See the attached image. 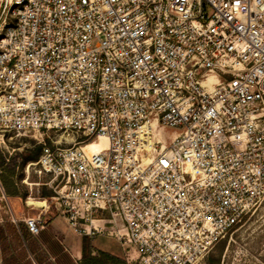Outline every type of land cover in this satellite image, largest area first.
<instances>
[{
  "label": "built area",
  "instance_id": "built-area-1",
  "mask_svg": "<svg viewBox=\"0 0 264 264\" xmlns=\"http://www.w3.org/2000/svg\"><path fill=\"white\" fill-rule=\"evenodd\" d=\"M7 136L79 236L196 264L264 198V0H0Z\"/></svg>",
  "mask_w": 264,
  "mask_h": 264
},
{
  "label": "rangeland",
  "instance_id": "rangeland-1",
  "mask_svg": "<svg viewBox=\"0 0 264 264\" xmlns=\"http://www.w3.org/2000/svg\"><path fill=\"white\" fill-rule=\"evenodd\" d=\"M55 139H67L68 143L63 141V147L73 145L68 136ZM5 143L7 148L0 145V227L8 231L7 226H15L19 232L18 224L24 223L18 219L32 218L41 210L27 205L30 199L43 202L50 207L51 216H58L51 199L53 189L47 186L49 177L38 176L33 167L28 168L39 159L42 145L30 136L12 140L7 136ZM46 143L50 145L49 141ZM13 219L16 223H13ZM42 224L45 226L44 220ZM57 231L71 252L74 253L80 247L84 237L79 236L61 217L57 219ZM43 232H46L45 229ZM33 238L38 239L39 236ZM88 238L92 240L93 249L99 255L121 260L114 264H129V254L116 239L105 235ZM196 264H264V198Z\"/></svg>",
  "mask_w": 264,
  "mask_h": 264
},
{
  "label": "trees",
  "instance_id": "trees-1",
  "mask_svg": "<svg viewBox=\"0 0 264 264\" xmlns=\"http://www.w3.org/2000/svg\"><path fill=\"white\" fill-rule=\"evenodd\" d=\"M8 231L0 227V255L2 264H45L46 253L42 251L39 242L33 238L26 227L18 224L19 232L15 226H7ZM92 240L82 238V259L80 264H107L110 260L117 263L116 258L108 255L92 257Z\"/></svg>",
  "mask_w": 264,
  "mask_h": 264
},
{
  "label": "crops",
  "instance_id": "crops-1",
  "mask_svg": "<svg viewBox=\"0 0 264 264\" xmlns=\"http://www.w3.org/2000/svg\"><path fill=\"white\" fill-rule=\"evenodd\" d=\"M43 205L44 206L41 207L40 212L34 215V217L40 216L42 221L43 220L45 221L44 227L46 232H42L38 239L35 238L39 242L42 251L46 253V258H44V263L45 264H80L82 259V243L80 247L75 250L74 253L71 252L69 249H67L65 247L61 235L57 231V219L61 216L59 215L51 216L50 210H48L47 208L48 206L44 203ZM18 220L23 222L22 219H18ZM23 226L25 227V224H23ZM99 256L100 255L97 251L96 252L95 250L92 251V257L99 258ZM115 260L117 263H120L121 261L117 259ZM106 262L107 264L112 263L110 260H106Z\"/></svg>",
  "mask_w": 264,
  "mask_h": 264
},
{
  "label": "bare ground",
  "instance_id": "bare-ground-1",
  "mask_svg": "<svg viewBox=\"0 0 264 264\" xmlns=\"http://www.w3.org/2000/svg\"><path fill=\"white\" fill-rule=\"evenodd\" d=\"M105 143H106L105 140L102 139L101 144H92V145L88 146L87 150L89 152L96 153L100 150L101 147H103L105 145ZM28 205L29 206H35L37 208H41L44 206L42 202H34V201H31V199L28 201Z\"/></svg>",
  "mask_w": 264,
  "mask_h": 264
}]
</instances>
